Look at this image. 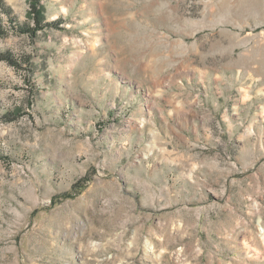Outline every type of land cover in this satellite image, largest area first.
Wrapping results in <instances>:
<instances>
[{
  "label": "rangeland",
  "instance_id": "obj_1",
  "mask_svg": "<svg viewBox=\"0 0 264 264\" xmlns=\"http://www.w3.org/2000/svg\"><path fill=\"white\" fill-rule=\"evenodd\" d=\"M2 2L0 264H264V0Z\"/></svg>",
  "mask_w": 264,
  "mask_h": 264
},
{
  "label": "trees",
  "instance_id": "obj_2",
  "mask_svg": "<svg viewBox=\"0 0 264 264\" xmlns=\"http://www.w3.org/2000/svg\"><path fill=\"white\" fill-rule=\"evenodd\" d=\"M0 7L1 8H3V2H2V0H0ZM39 13V15H40V12H37V14Z\"/></svg>",
  "mask_w": 264,
  "mask_h": 264
}]
</instances>
